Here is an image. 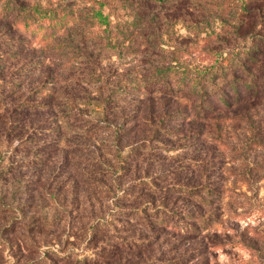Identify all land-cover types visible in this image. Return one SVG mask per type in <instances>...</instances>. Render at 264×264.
<instances>
[{
	"label": "rangeland",
	"instance_id": "rangeland-1",
	"mask_svg": "<svg viewBox=\"0 0 264 264\" xmlns=\"http://www.w3.org/2000/svg\"><path fill=\"white\" fill-rule=\"evenodd\" d=\"M74 1L80 13L77 25L68 29L74 44L57 56L49 81L51 109L57 115L46 128L57 130L48 132L52 144L45 149L51 158L0 181V202L13 208L0 211V264H52L47 262L52 254L74 258L95 251L88 226L106 217L115 203L104 189L108 182L99 165L112 159L113 135L86 123L106 122L101 99L112 85L130 88L132 75L145 73L146 49L191 66L208 65L233 48L264 53V0H155L145 8L137 0H105L101 13L109 25L87 20L92 0ZM137 7L143 16L155 14L157 20L135 26ZM82 42L91 49L85 52ZM85 53L98 57L101 79L98 72L92 76V64L83 63L79 55ZM133 93L132 98L123 97L112 114L124 112L135 119L125 125H135L126 137L135 145L148 140L143 119L149 102L148 96ZM150 98L159 112L163 100ZM248 109L247 121L241 118L245 113L240 105L235 120L222 122L218 129L198 125L194 138L187 132L191 125L177 121L172 126L177 131L166 135L167 151L157 147L138 159L136 176H154L159 187L173 182L171 174L181 185L198 184L199 171L213 167L209 180L220 193L213 196L217 200L211 222L196 239H173L152 248L144 255L148 263L192 252L191 264H264V98H254ZM179 199L196 213L195 202ZM23 213L25 222L12 230L10 220ZM33 222L40 227H31Z\"/></svg>",
	"mask_w": 264,
	"mask_h": 264
},
{
	"label": "trees",
	"instance_id": "trees-1",
	"mask_svg": "<svg viewBox=\"0 0 264 264\" xmlns=\"http://www.w3.org/2000/svg\"><path fill=\"white\" fill-rule=\"evenodd\" d=\"M105 0H92L89 11L90 23L109 25L110 21L101 13ZM142 7H148L155 0H137ZM0 0V181L14 173L43 164L51 158L48 141L57 130L53 126L56 114L52 111L54 93L50 90L51 70L62 52L74 44L68 29L76 26L80 13L74 0ZM138 3V2H136ZM137 15L135 26L154 22L157 16H143L140 7L133 10ZM240 15V14H239ZM239 21L242 22V19ZM225 21L221 20V23ZM84 46L87 52L91 48ZM81 49V48H80ZM255 50L233 48L218 54L208 65H189L178 57L163 59L161 55L146 49L148 57L143 61V74L132 75L133 85H112L100 105L106 122L86 123L88 128L104 130L113 135L110 153L112 159L100 163L108 183L104 189L115 201L106 217H98L88 226V237L97 245L90 255H76L74 258L57 254L52 264H191L192 252L166 262L145 261L148 250L163 245L173 239L188 241L196 239L211 222L213 205L220 193L211 184L209 175L212 168L199 171L198 184L181 185L175 178L170 184L159 187L154 176H136L138 159L144 151L167 145L166 135H173L177 129L175 122L189 123L188 135L198 136L197 126L207 125L218 129L224 121L237 118L236 108L242 106L246 119L249 103L254 98H264V53ZM94 49L92 50V53ZM258 55V56H257ZM84 64H92V76L98 72L101 79L98 57L93 54L79 55ZM83 56V57H82ZM86 58L88 61H86ZM76 59V58H75ZM133 92L148 96L146 116L143 119L147 129V139L129 144L126 137L135 125L125 128L135 121L131 115L112 113L123 97L133 96ZM122 97V99L120 98ZM163 100L158 112L150 97ZM122 102V101H121ZM243 103V104H242ZM67 115L66 113H59ZM58 114V115H59ZM77 117V116H76ZM80 117V115L78 116ZM44 142V143H42ZM145 157L143 158V160ZM135 170V171H134ZM120 187V189H118ZM121 195H118V194ZM183 196L195 202L196 213L184 207ZM118 201V203H117ZM128 207L124 206L127 205ZM130 206V207H129ZM205 211L201 212V208ZM13 208L0 202V211L7 213ZM22 216L12 218L11 228L23 225ZM38 223V221H37ZM30 225L31 227H36ZM45 226V225H42ZM103 233V237L100 234ZM74 260V263H70ZM157 262V261H156ZM194 264H207V261Z\"/></svg>",
	"mask_w": 264,
	"mask_h": 264
}]
</instances>
